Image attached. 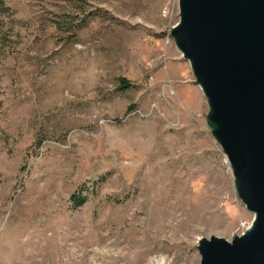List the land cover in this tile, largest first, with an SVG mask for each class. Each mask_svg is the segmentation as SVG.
Masks as SVG:
<instances>
[{
    "label": "rangeland",
    "instance_id": "374dc122",
    "mask_svg": "<svg viewBox=\"0 0 264 264\" xmlns=\"http://www.w3.org/2000/svg\"><path fill=\"white\" fill-rule=\"evenodd\" d=\"M6 1L0 264H200L203 238L245 233L255 214L172 35L180 0H84L97 14L75 34L53 22H78L79 0Z\"/></svg>",
    "mask_w": 264,
    "mask_h": 264
},
{
    "label": "water",
    "instance_id": "95a60500",
    "mask_svg": "<svg viewBox=\"0 0 264 264\" xmlns=\"http://www.w3.org/2000/svg\"><path fill=\"white\" fill-rule=\"evenodd\" d=\"M172 35L208 98L239 196L255 214L232 241L203 238L200 264H264V0H180Z\"/></svg>",
    "mask_w": 264,
    "mask_h": 264
},
{
    "label": "trees",
    "instance_id": "16d2710c",
    "mask_svg": "<svg viewBox=\"0 0 264 264\" xmlns=\"http://www.w3.org/2000/svg\"><path fill=\"white\" fill-rule=\"evenodd\" d=\"M67 1V0H66ZM68 1H72V0H68ZM80 2V7H82L81 9V19L78 22H75V19H67L64 22L61 21H54V25L56 27H58L59 29H66L67 31L71 32L72 34H75L74 31H77L78 29L84 27L88 21L94 17L97 12L93 11V10H86L83 8V5L86 3L84 0H79ZM15 12L12 9V7L10 6V4L7 3L6 0H0V36H2L5 31V22L7 18H11L12 16H14ZM69 18V17H68ZM64 25H67L64 28ZM7 34H4V36H6ZM7 37V36H6ZM131 86L130 82L128 80H126L125 78H121V88L125 89V88H129ZM130 109H132V107H130ZM83 191L84 189H80V192H74L72 194V200L75 202L76 205H81L86 201V196L83 195Z\"/></svg>",
    "mask_w": 264,
    "mask_h": 264
},
{
    "label": "bare ground",
    "instance_id": "6f19581e",
    "mask_svg": "<svg viewBox=\"0 0 264 264\" xmlns=\"http://www.w3.org/2000/svg\"><path fill=\"white\" fill-rule=\"evenodd\" d=\"M210 125L212 126V127H215V128H217V126L218 125H216L214 122H210ZM62 246V245H61ZM64 249V248H63ZM63 251V250H62Z\"/></svg>",
    "mask_w": 264,
    "mask_h": 264
}]
</instances>
